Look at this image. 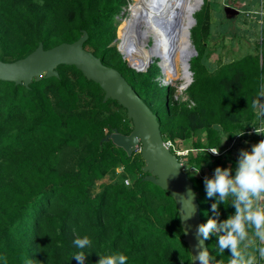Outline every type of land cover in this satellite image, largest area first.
Here are the masks:
<instances>
[{
	"label": "trees",
	"instance_id": "trees-1",
	"mask_svg": "<svg viewBox=\"0 0 264 264\" xmlns=\"http://www.w3.org/2000/svg\"><path fill=\"white\" fill-rule=\"evenodd\" d=\"M126 4L127 0H0V60L24 58L40 43L49 49L75 42L86 31L84 48L117 68L151 108L149 101L162 94L170 102L169 85L161 89L150 82L153 69L159 67L137 72L113 44L114 19ZM195 17L191 36L197 55L190 61L189 91L204 99L185 110L179 127L186 137L207 132V143L195 142L184 161L195 171L208 163L206 174H188L206 223L215 199L207 197L204 178L212 177L217 167L229 168L222 135L233 140L262 121L255 108L264 92V31L255 52L209 72L202 62L203 39L211 28L208 0ZM57 72V77L44 75L29 86L0 80V264H78L73 256L80 250L73 241L85 235L92 241L83 250L85 264H97L98 255L113 252L124 253L126 264H190L174 199L144 179L141 155L128 156L104 140L115 129L132 132L126 110L115 100L104 101L103 89L75 66L60 65ZM152 110L162 135L168 131L167 137L175 139V129L163 126L166 112ZM211 147L220 148L221 155L206 151ZM231 164L234 174L236 165ZM120 166L124 179L102 183L96 191V182ZM126 178L133 181L131 186ZM219 212L221 220L234 214L231 199ZM207 246L215 264H228L231 253H218L215 236Z\"/></svg>",
	"mask_w": 264,
	"mask_h": 264
},
{
	"label": "water",
	"instance_id": "water-1",
	"mask_svg": "<svg viewBox=\"0 0 264 264\" xmlns=\"http://www.w3.org/2000/svg\"><path fill=\"white\" fill-rule=\"evenodd\" d=\"M203 3V0L199 1L196 11ZM238 12L232 7L227 9L229 16ZM195 23L196 19L192 16L183 32L186 38L184 42L186 53L184 55L187 57V70L190 76L192 75L189 70L190 61L197 54L191 42L190 31ZM144 25L148 26L149 24L142 16L141 21L137 24L139 36L141 34L143 36L140 27ZM151 25L166 33L177 35L182 33L184 22L178 15L168 25L162 18ZM87 39L88 33L85 31L75 42H63L49 49H45L43 43H40L32 53L24 58L12 62L0 60V80L29 86L34 79L40 80L44 75L48 78L57 77V68L60 65H72L80 70L88 80L94 81L103 89L104 101L109 99L117 101L126 110L128 119L132 121L133 130L126 135L115 129L104 140L112 141L117 147L124 149L128 156L141 147L142 158L145 162L143 171L147 173L144 179L169 192L174 199L184 233L183 241L187 244L191 255L190 264H194L193 257L201 247L196 231L198 225L202 223V219L193 181L184 171L186 163L181 161L167 145L157 114L137 93L125 76L117 68L105 64L101 58L84 48ZM117 50L126 59L119 46H117ZM128 64L137 72H144L142 69L135 68L129 61ZM203 247L209 251L207 240L203 241Z\"/></svg>",
	"mask_w": 264,
	"mask_h": 264
},
{
	"label": "rangeland",
	"instance_id": "rangeland-1",
	"mask_svg": "<svg viewBox=\"0 0 264 264\" xmlns=\"http://www.w3.org/2000/svg\"><path fill=\"white\" fill-rule=\"evenodd\" d=\"M203 1V5L199 10L195 11L193 15L195 19L196 13L199 12L205 5V0ZM130 3L131 0H127V4L123 8V11L116 15L114 19L117 38L113 44L116 46V48L119 43V31L125 19L128 17L127 11ZM208 7L210 10L211 28L209 34L203 39L205 53L202 62L209 72H214L222 64L231 62L243 55H246L247 53L256 51L258 45L263 41L264 6L260 1L255 0H208ZM228 7H232L239 12L229 16L227 14ZM196 24L197 20L190 30L191 35L192 29L196 26ZM191 42L195 47L192 36ZM152 44L153 39L151 38L149 45L145 47V50L148 51ZM125 60L128 63V60ZM137 62L139 61L137 60ZM149 62L150 63L144 64L141 62L139 63L143 67L141 68L144 71L143 73L150 72L154 64L159 67V69L155 67L153 69L154 71L152 72V75H150V82L153 83L154 87H160L161 89H164L165 86L169 85L170 89L173 91V97L171 100H169L170 102H167L168 100L165 99L166 94H162V98L158 100H150L149 103L158 113H160V111L166 112L167 116L163 120V126L165 129H167V126H172L173 129H175V139L167 137L168 131L163 135V137L171 143L172 150L176 154L179 153V155L177 154L179 159L181 161H187V152L190 149H194L195 142H200L203 144L207 143V132L206 130H199L192 136L186 137V135L182 132L183 128L179 126L184 124L183 115L185 110L191 108L198 100L204 98H199L198 95L191 94L189 87L193 82V73L191 76L189 75V77H184L181 65L177 72L176 70H173L172 72L168 73L162 65L161 58H154ZM134 65L136 66L137 64ZM189 70L192 72L191 67ZM255 109L264 119V95L261 97V101ZM131 126L133 127L132 121ZM253 130L254 129H252V132ZM252 134L253 133L248 132L243 136L238 135L233 140L227 139L225 133L222 135L223 141L221 148H227V152L224 154V156L227 158L229 167L232 165V162H234L236 165L241 150H251L253 142L250 141V137ZM134 152H136L137 156H142L141 147H139ZM194 153L197 152L195 151ZM207 165L208 163H204L203 170H200L198 174H206L208 172ZM184 171L191 176L197 175V172L188 164L185 165ZM121 179H124L122 166L117 167L114 171H111L104 179L97 181L95 190L99 191L100 185L102 183H109L112 180ZM126 180L129 181V183H125L126 185L131 186L133 184V181L129 178H126L125 181Z\"/></svg>",
	"mask_w": 264,
	"mask_h": 264
},
{
	"label": "clouds",
	"instance_id": "clouds-1",
	"mask_svg": "<svg viewBox=\"0 0 264 264\" xmlns=\"http://www.w3.org/2000/svg\"><path fill=\"white\" fill-rule=\"evenodd\" d=\"M264 95V92L261 93ZM257 102H253L252 107ZM219 127V125H214ZM255 134L264 136V127H254ZM147 139V137H146ZM206 151L219 155V148L211 147ZM197 174L200 170H196ZM129 183V181H125ZM207 197L215 199L211 205L213 213L206 223L197 227L196 235L200 240V250L194 255V264H215V257H210L207 248L203 247V241L216 238V248L220 255L226 250L229 255L228 264H256L255 252L245 249L251 242L249 229L254 237L264 244V139L252 145L251 150H241L236 167L233 169L217 167L212 177L204 178ZM231 199V207L234 214L221 220L219 207ZM74 246L80 251L73 258L78 264H85L86 255L83 251L90 248L92 241L85 235L73 241ZM244 245L242 249L241 245ZM256 252L264 258V247H258ZM97 264H126L128 257L122 252H113L108 255H98ZM223 264V262H219Z\"/></svg>",
	"mask_w": 264,
	"mask_h": 264
},
{
	"label": "bare ground",
	"instance_id": "bare-ground-1",
	"mask_svg": "<svg viewBox=\"0 0 264 264\" xmlns=\"http://www.w3.org/2000/svg\"><path fill=\"white\" fill-rule=\"evenodd\" d=\"M200 0H131L128 8V17L125 19L119 31V43L122 53L126 59L134 65L135 61L141 63H150L154 58H161L162 65L168 73L179 70L181 65L184 77H189L186 63L185 35L184 28L187 22L194 15L198 8ZM180 15L184 22L182 33L173 35L166 33L160 28H153L154 23L162 18L167 25ZM142 16L148 22V26H141V33L138 35L137 24L141 21ZM153 39V44L148 51L145 47ZM134 46V47H133ZM133 60H132V59ZM137 66V65H136ZM139 69L143 68L137 66ZM175 68V69H174ZM168 75V74H167Z\"/></svg>",
	"mask_w": 264,
	"mask_h": 264
},
{
	"label": "crops",
	"instance_id": "crops-1",
	"mask_svg": "<svg viewBox=\"0 0 264 264\" xmlns=\"http://www.w3.org/2000/svg\"><path fill=\"white\" fill-rule=\"evenodd\" d=\"M255 1H260L261 3H263V6H264V0H255ZM263 9H264V7H263ZM260 127H264V119L263 118H262ZM250 133H253L252 136L250 137L251 138L250 141L253 142V145L257 144L260 140L264 139V136L255 134L254 130H253V132H250ZM261 203H264V202H261ZM249 235H250L251 242L248 243V247L245 250L248 251V252H255V254H256V263H258L259 261L264 260V258H261L259 256V253L256 252V249L258 247H264V244H261L260 241L258 240V238L254 237V235L252 234V231H249ZM241 247L243 249L244 245L242 244Z\"/></svg>",
	"mask_w": 264,
	"mask_h": 264
},
{
	"label": "built area",
	"instance_id": "built-area-1",
	"mask_svg": "<svg viewBox=\"0 0 264 264\" xmlns=\"http://www.w3.org/2000/svg\"><path fill=\"white\" fill-rule=\"evenodd\" d=\"M166 143H167V145H168L170 148L172 147V145H171V143H170L169 141H167ZM188 153H189V150H188L187 154H188ZM210 153H211V152H210ZM175 154H176V153H175ZM177 154L179 155V153H177ZM177 154H176V155H177ZM178 155H177V156H178ZM213 155H214V154H213ZM219 155H221V152H220V151H219ZM219 155H216V156H219Z\"/></svg>",
	"mask_w": 264,
	"mask_h": 264
}]
</instances>
